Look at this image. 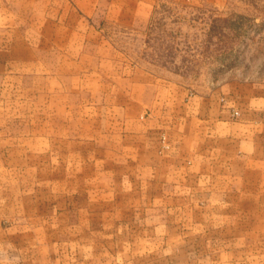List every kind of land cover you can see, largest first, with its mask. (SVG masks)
Returning a JSON list of instances; mask_svg holds the SVG:
<instances>
[{
    "label": "crops",
    "instance_id": "obj_1",
    "mask_svg": "<svg viewBox=\"0 0 264 264\" xmlns=\"http://www.w3.org/2000/svg\"><path fill=\"white\" fill-rule=\"evenodd\" d=\"M35 66L53 87L49 97L26 98L36 111L20 113L23 127L1 146V240L51 249L66 232L67 244L84 249L98 233V246L117 250L114 259L65 264L199 262L180 255L199 246L230 175L243 159L264 161V97H155L147 75L129 79L132 89L117 97H59L73 88L71 69ZM236 111L245 122H235ZM31 256L0 261L57 264Z\"/></svg>",
    "mask_w": 264,
    "mask_h": 264
},
{
    "label": "rangeland",
    "instance_id": "obj_2",
    "mask_svg": "<svg viewBox=\"0 0 264 264\" xmlns=\"http://www.w3.org/2000/svg\"><path fill=\"white\" fill-rule=\"evenodd\" d=\"M41 62L71 69L73 88L59 97H117L136 75L153 79L155 97H264V0H0V149L23 127L20 113L36 111L26 98L49 97L53 85L35 66ZM246 103L236 100L235 108ZM233 119L246 121L238 111ZM158 139L167 149L164 135ZM255 158L230 175L227 198L197 233L199 246L180 259L264 264V161ZM2 176L0 169V186ZM5 234L0 259L32 254L65 264L117 255L98 246V233L88 234L84 249L67 244L66 232L51 249L8 245Z\"/></svg>",
    "mask_w": 264,
    "mask_h": 264
}]
</instances>
